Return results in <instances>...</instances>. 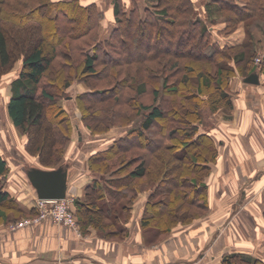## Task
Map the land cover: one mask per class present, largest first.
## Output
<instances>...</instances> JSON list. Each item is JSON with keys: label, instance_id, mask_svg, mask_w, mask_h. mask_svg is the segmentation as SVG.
I'll list each match as a JSON object with an SVG mask.
<instances>
[{"label": "trees", "instance_id": "16d2710c", "mask_svg": "<svg viewBox=\"0 0 264 264\" xmlns=\"http://www.w3.org/2000/svg\"><path fill=\"white\" fill-rule=\"evenodd\" d=\"M18 1L22 4L18 9L10 10L12 13L7 10L4 15L1 10L6 22L18 25L19 21L34 19L37 24L33 34L26 37L17 32L12 34L13 27L6 28L0 23V73L9 69L13 50L16 53L19 51L21 68L10 83L11 94L7 112L14 126L26 134L27 150L37 154L41 163L48 166V169L62 164L68 166V163L60 161L71 133V126L68 113L56 102V96L72 81L71 64L68 62L72 52L77 50L82 57L79 75H98L100 73L97 66L103 64L111 66L109 73L116 78V84L124 85L129 80L133 88L135 85L134 90L138 94H144L148 84L153 85L152 102L139 105L143 110L140 125L112 137L106 147L89 156V168L95 174L85 187L84 198L74 201V213L79 229L85 231L92 227L100 236L107 238L126 233L125 223L131 213L133 201L147 185L154 186L144 205L141 217L143 227L153 224L150 228L158 232L166 231L170 224L185 223L187 218H197L200 212L206 211L209 204L204 178L211 173L218 150L210 133L201 127L200 109L206 107L212 113L227 109L229 113L223 114V117L230 118V110L233 107L230 90L232 77L241 74L244 80L253 72L264 75V57L252 65V58L245 55L247 42H237L233 39L223 42L218 37L213 39L209 25L196 16L192 0H156L151 5L143 6L133 0L129 6L125 5L123 0H114L115 20L104 33L100 32L101 10L95 2L85 4L80 0H39L37 4L34 0ZM239 1L241 0L207 1L205 7L209 22L213 24L219 20L224 23L220 31L214 32L215 35L227 36L221 34V31L234 30L239 22H245L252 16L264 22V0ZM30 2H34L33 5ZM212 12L218 14L219 18L212 17ZM7 30L13 38L14 47L11 46ZM166 35L171 38L167 40L173 46L172 54L177 58L173 56L174 60H162L161 71L162 66L167 64L169 69L182 68L185 74L170 84L167 77H164V91L170 95L178 94L181 86H185L189 94L182 95L183 99H186L185 103H178L176 106L170 100L167 105L171 108L167 106V110H164L166 104H155L159 90L152 81L153 71L149 65L141 67L140 64L148 60L162 59L161 56L169 49L164 50L158 45L168 38ZM142 38L145 39L144 42ZM132 44L138 48L136 52L131 51ZM238 46L242 49L237 53L225 54ZM183 56H187L190 61L181 65L178 58ZM192 61H200L206 65H195ZM131 63L140 66L132 67V71L126 69V77L118 79V67L129 66ZM239 63L243 64L244 70L239 67ZM191 72L196 76L194 84H191L188 78ZM49 73L51 80L48 81V78H44ZM102 91L90 88L79 92L77 101L83 108V119L87 112H92L90 105L102 100V97H99ZM85 97L92 99L86 106L81 105ZM97 98L99 99L96 100ZM129 102L133 103V99ZM102 108L105 110L106 107ZM103 116L100 114L99 117L95 115L92 118L100 125L98 123ZM169 120L173 123L170 128L166 122ZM111 123H106L103 129L109 130ZM88 124L92 133H96L94 127H97ZM155 124H159L156 133H151V127ZM56 140L59 141L57 146ZM134 148L142 149L145 153L126 159L127 153ZM133 161L138 163L133 170L125 173L126 165ZM151 164L152 171H149ZM179 168L183 171H178ZM184 170L186 173L181 176ZM6 171V161L0 155V176ZM169 172H173L169 178V187L160 185L161 177ZM143 177L146 179L142 182H134V179ZM181 183H185L187 189L180 190ZM175 186L179 191L174 197L185 200L186 205L182 204L179 210L174 206L172 211H166L169 220L160 224L157 216L161 212L156 209L161 203L153 198L164 191L170 192ZM192 204L202 211H194ZM30 213L32 212H26L0 183V218L3 222ZM10 214L14 217H10ZM240 260L242 264H264L263 260L242 252L223 254L220 264H233L234 261Z\"/></svg>", "mask_w": 264, "mask_h": 264}, {"label": "rangeland", "instance_id": "374dc122", "mask_svg": "<svg viewBox=\"0 0 264 264\" xmlns=\"http://www.w3.org/2000/svg\"><path fill=\"white\" fill-rule=\"evenodd\" d=\"M3 1L5 0H0V23L5 25L6 28L13 27L11 28L13 29L12 34H15L17 32V33L22 34L23 36L26 35V37L31 33L33 34L34 29L36 27L35 24H37L36 20L31 19V20H25L24 22L19 21L18 25H12L11 22H6V19H4L3 14L1 12L2 10L4 15L7 13L6 12L7 10H8V13H12L11 12L12 9L13 10L18 9V6L21 5L22 3H18L19 2L18 0H6L5 2ZM34 1H36L37 4L39 3V0H34ZM80 1H82L85 4H88L90 2H95L98 5L99 9L101 10V14L99 16L100 32L104 33L105 31H108L109 28L113 25V22L115 20L113 16L114 0H80ZM123 1L125 5H128V6L132 3V0H123ZM133 1L138 3L140 6H143L146 4L151 5L155 3L156 0H133ZM192 1L196 9L195 10L196 16L200 18L202 21H204L207 25H209V30L211 31V35H212L211 37L213 39L217 38L218 36L215 35L214 32L220 31L219 29L223 28L224 23L220 22L219 20H217L213 24L209 22V18H208L209 15L206 12V7H205L206 3H208L207 2L208 0H192ZM241 1L243 2L245 0H241ZM33 3L34 2H30L31 5H33ZM25 9H27V6L25 7ZM25 9H22V10L26 11ZM211 16L212 17L216 16V18H219V15L216 14L215 12H212ZM221 32H220L221 34L224 33L228 37L232 38L234 41L241 42L244 40V42H247L246 44L247 47L244 48L246 51L245 55L248 58L249 57L252 58V61H251L252 65L256 64L258 60L264 57V22L260 21L258 17L252 16L250 18H247L245 22H241V23L239 22L234 30H231L228 32H223V31ZM7 35L9 36L8 37L9 41L12 43L11 46L13 45L14 47L15 44L12 42L13 38L10 36L11 34L8 32ZM136 35L135 37H137ZM167 37L168 38H166L162 42V44L158 45L159 48H162L164 50L169 49V51H166L167 53L161 56L162 59L161 60L160 59L148 60L140 64L141 67L149 65L151 70L153 71L152 75L154 76V78L152 79V81L155 83L157 89L159 90L158 97L155 101V104L159 102L166 104V107L163 108L164 110H167V106L168 108H171L170 105H167V103L169 104L170 100L172 104L173 105L175 104L176 106L179 105L178 103H185L186 99H183V96H187V94H189V90L185 86L183 88L181 86V89L178 92V94L176 93V94L170 95L168 94V92L164 91V88L162 85V81L164 77H167L168 84H170L185 74L182 68L174 70L171 67V69H169V67H167V64L165 66H162V71H161L160 67L162 65V60L164 59L165 61L167 59L174 60L175 58H177V56H174L172 54L171 49H173V46L170 45V43L168 42V40H171V38H169V36ZM142 40L143 42L145 41V39L143 38ZM230 40H227V41H230ZM145 43H142V45L146 46ZM134 45L135 44L131 45V51L136 52L138 48ZM240 49H242V47L238 46V47L233 48V50L226 52L225 54L229 55L232 52H234L235 54L238 51H240ZM15 53L16 51L13 50L12 62H11L9 69H7L5 72L0 73V155L5 159L6 164H7L6 173L0 176V183L3 184L4 190L7 189V185L9 184L13 186H21L20 183H28L25 177L26 176L25 169L28 165L32 164V165L40 166L41 168H48V166H44V164L41 163L37 154L31 153L27 150L26 134L22 133L20 130H18L14 126L7 112V103H8L10 94H11L10 83H11V80L17 76L21 68V57L19 55V51L18 53L16 54ZM81 58L82 57L80 56L77 50H75V53L72 52V57L68 61L71 64L70 70L73 74L72 81L69 86L64 88V90L56 96V99H57L56 102L60 106H62L68 113L69 122H70L69 124L71 126V133H70L69 139L67 140L64 146L63 156H62L60 163L66 162L70 164V166L72 165V168H74L73 170L75 169L80 170V173L84 174V176L86 177L91 176L92 177L91 180H92L95 173L91 171L89 168V164H88L89 156L95 151L101 150L104 147H106L110 143L112 137L118 136L122 134L124 131H126L127 129L138 127L140 125V123L143 120V114H142L143 110L139 107V105L149 104L152 102L153 96L151 94V88L153 87V85L148 84L147 91L142 95L138 94L134 90L135 85L133 88L132 85L129 84V80L124 85L116 84L115 82L116 78L114 76L112 77V75H110L109 73L111 66L110 65L104 66L103 64H100L97 66V70L100 73L98 75L85 76L83 74L81 75V73L79 75L80 67H81L80 63L82 61ZM178 61L182 65V63H188L190 59L187 56H183L181 58H178ZM193 64L195 65L199 64L202 66L206 65L205 63L203 64L200 63V61L198 63L193 62ZM234 64L235 66H237L236 63ZM140 65L131 63L129 66L127 65H120V67L117 66L120 69V73H119L120 76H118V79L119 78L123 79L124 77H126L125 75L126 69L128 70L130 69V71H132V67H135V66L139 67ZM238 65L239 67L242 68V70H244L242 63L241 65L240 63ZM156 71H158L159 73H155ZM47 78H48V81L51 80L50 73L44 79L47 80ZM188 78H189V81L192 82L191 84L195 83L196 76L194 75V72H191ZM152 81L150 82L153 83ZM90 88L103 90L101 95L99 96V97H102V100L99 102H96V104L90 105L92 112L91 113L87 112L86 117H85L86 120H85L82 118L83 108L80 107V104H78L77 95L79 94L80 91H84ZM103 97H105V99ZM98 99L99 98H97L96 100ZM132 99H133V103L129 102ZM162 100H165V101L162 102ZM90 101H92V99L88 100V98L85 97L81 105H84V106L89 105L87 103H90ZM46 105L49 106V103L46 102ZM102 107H106L105 110ZM228 111L229 110L227 109L226 110L223 109L221 111L212 113V112H209L208 108L206 107H204L203 109H200L201 127L207 129V127L211 126L212 124V120H213L212 117H214L217 114H221V113L222 114L229 113ZM93 113L97 117H99L100 114L101 116L104 115L103 116L104 118L101 119V121H99L98 123L100 125H97L96 120L92 118L95 116ZM108 116H112V118H108ZM87 121L93 127L94 126L97 127V129L94 127V130L96 133H92L91 128L89 124L87 123ZM112 121H115V122L113 123ZM166 122H167L168 128L173 126V123L170 120ZM106 123H111V125H110V129L105 131L103 128L105 127L104 125ZM157 126H159V124H155L154 126L151 127V133H156L155 131L157 129ZM79 131L81 132V135H82L81 140H79L77 137ZM58 144H59V141L57 142L56 140L55 145L57 146ZM141 153H145V151L142 149L137 150L136 148H134L131 152L127 153L126 159L132 157L133 155L141 154ZM150 154L151 153H149V155ZM137 163L138 161H133L127 164L126 168L124 169V172L128 173L131 170H133V168L135 167ZM73 164H75V166H73ZM152 167H153L152 164L149 165L148 170L152 171ZM181 170H182L181 168L178 169V171H181ZM184 173H186L185 170L184 172H182L181 176H183ZM172 175H173V172L164 174V176L161 177L162 183H160V185L169 187L168 186L170 184L169 178L172 177ZM208 176L204 178V181L206 182L205 184L207 185L206 191L208 195L207 197L208 204H209L210 193L215 194V195L213 196V200L210 203V205H208L206 211L200 210L202 211L200 212L198 209H196L193 206L194 204H192L191 208H193L194 211H199L201 213L199 217L194 218V219L187 218L185 223L175 222L173 224H170L169 228L166 231H161V232H158L154 228H150L154 226L153 224L152 226L148 225V226L143 227V225H141V218H140L139 232H140L141 242L150 247L157 246L163 243V240L164 241L168 240L170 238V235L173 232L179 231L182 229H183V232L184 230L187 231L193 225L192 222H194L195 220L205 215H208V216L211 215L213 219L215 217L216 218L219 217L217 221H222L225 225L229 227V230H233V232H230L229 250H223L224 248L221 250L222 247H220V245L218 244L219 240H217V238L214 237V240H213L214 246L215 245H218V246L214 247L212 264H220L222 255L225 253H231V252H242V253L250 254L252 257H255L257 259L264 261V203L261 204L263 206L262 211H260L259 207H258L259 209L257 210L255 209L254 211H251V212H254V216H255L252 221L251 219H248V222L245 220H241L240 217L238 216L240 215V203L239 204L231 203L233 202V195L236 194L237 192V185L238 183H240V175H238L237 173L234 174V178L231 181H229V183H214V180L212 181L211 179H209ZM143 179L145 180L146 177L134 179V182L136 183L140 181L142 182ZM163 179H166L167 181L166 180L164 181ZM91 180L87 181L86 183H89ZM184 184L185 183H181L180 190L187 189L186 185ZM220 184L222 186L221 188L218 187ZM153 186L147 185L146 187H144V189L140 193L141 194L147 193L148 195L147 199H148L149 193L152 190ZM178 191L179 189L175 186V187H172L170 192L164 191L161 194L153 198L155 201L161 203V205L157 207L156 209L157 212L159 213L161 212V214L157 216L160 224H165L167 222L166 220H169V218L167 217V214L165 213L166 211L167 212H169V210L172 211L174 209V206L175 207L177 206L179 210V207H181L182 204L185 203L184 205H186L185 200L177 199L174 197L175 193ZM138 194L136 195L134 201L139 196ZM227 199H228V202H227ZM262 199L264 202V195ZM71 205H72V202H71ZM71 210L73 214L75 215L74 209L72 208V206H71ZM143 211H144V207L142 209V214H143ZM224 213H225V216L220 217V215H224ZM235 214L237 215V217H235ZM38 216H39V210L37 207H35V200H34V209L32 213L24 214L21 216L18 215L17 218L9 219L8 221L6 220L4 222L0 218V227L5 226V227H8L9 229H12V228L19 227L22 224H25L28 222H38L40 220V218L39 219L37 218ZM130 216H131V213H129V217ZM10 217H14V215L10 214ZM237 219L241 220L240 231L238 229L239 228L238 223L240 220H237ZM213 223H215V220H213ZM180 226H183V227H180ZM77 227L79 228L78 224H77ZM173 228H176V229H173ZM95 231L97 232L96 229ZM127 234H128V228L126 227V233L118 237H112V238L109 237L108 239L122 241V239H124ZM238 235L241 236L240 237V250H237L236 244L234 243V241L232 242V239L236 236L238 237ZM248 241L250 244L248 243ZM168 256H171L169 252L168 254H165L166 258H168ZM170 262L172 263L173 261H170ZM178 263L179 262L176 260L172 264H178ZM233 264H242V261L241 260L234 261Z\"/></svg>", "mask_w": 264, "mask_h": 264}, {"label": "crops", "instance_id": "0c3cea01", "mask_svg": "<svg viewBox=\"0 0 264 264\" xmlns=\"http://www.w3.org/2000/svg\"><path fill=\"white\" fill-rule=\"evenodd\" d=\"M218 38L223 42L232 39L228 36ZM230 90L233 99L231 117L217 114L206 129L218 150L216 165H212L208 177L214 183H229L234 174L240 175L231 203H240L238 216L248 222L255 217L251 211L259 208L262 211L261 204L264 203V75L259 73L258 82L250 83L244 82L243 75L236 74L230 81ZM77 137L81 140L80 131ZM73 169L68 164L66 196L72 199L71 206L75 209L74 201L84 198L86 182L92 177ZM20 184H9L6 191L26 212H32L36 191L29 181ZM218 187L221 188V184ZM138 195L133 202L131 216L125 223L128 234L122 241L100 236L92 227L85 231L76 230L56 223L48 216L12 229L0 227V264H172L176 260L178 264H212L213 250L218 246H214V237L219 240L221 250H229L230 232L233 230H229L222 221H217L219 217L213 219L211 215L195 220L187 231L173 232L168 240L157 246L145 245L140 240L139 220L148 195ZM214 195L210 193L209 205ZM240 237L232 239L237 250H240ZM168 252L171 256L166 258Z\"/></svg>", "mask_w": 264, "mask_h": 264}, {"label": "water", "instance_id": "95a60500", "mask_svg": "<svg viewBox=\"0 0 264 264\" xmlns=\"http://www.w3.org/2000/svg\"><path fill=\"white\" fill-rule=\"evenodd\" d=\"M244 80L250 83H257L258 74L256 72L250 73ZM25 170L26 177L35 189L38 198L59 199L66 197L68 177L66 164L49 169L28 166Z\"/></svg>", "mask_w": 264, "mask_h": 264}, {"label": "built area", "instance_id": "2783aa9c", "mask_svg": "<svg viewBox=\"0 0 264 264\" xmlns=\"http://www.w3.org/2000/svg\"><path fill=\"white\" fill-rule=\"evenodd\" d=\"M72 199L69 197L51 199L35 198V207L39 210L38 219L50 216L56 223L69 225L78 230L76 217L71 210ZM37 219V220H38Z\"/></svg>", "mask_w": 264, "mask_h": 264}]
</instances>
